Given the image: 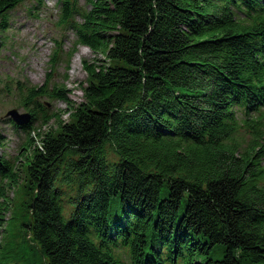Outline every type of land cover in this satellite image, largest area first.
Instances as JSON below:
<instances>
[{"label":"trees","instance_id":"obj_1","mask_svg":"<svg viewBox=\"0 0 264 264\" xmlns=\"http://www.w3.org/2000/svg\"><path fill=\"white\" fill-rule=\"evenodd\" d=\"M58 1L53 70L17 82L27 144L0 154V230L19 216L42 263L4 242L0 264H264V0ZM80 45L103 60L76 102L50 78Z\"/></svg>","mask_w":264,"mask_h":264},{"label":"rangeland","instance_id":"obj_2","mask_svg":"<svg viewBox=\"0 0 264 264\" xmlns=\"http://www.w3.org/2000/svg\"><path fill=\"white\" fill-rule=\"evenodd\" d=\"M80 1L85 5L86 0ZM59 13L58 0H42V2L26 0L11 11L10 28L0 34V130L5 136V144L0 147V154L8 159L15 161L21 159L22 150L28 141L27 133L21 129H15L7 116L12 109H18L21 113L27 112L18 105L21 93L17 82L28 80L27 82L40 86L44 84L47 74L53 70L50 66V58L53 51L57 49L56 41L62 37V31L57 24ZM68 35L70 38L65 37L66 41L62 43L66 51L72 48L74 39V35ZM78 53H81V56L76 61ZM96 59L103 60V57L88 47L80 45L69 65L62 59L54 66L55 70L50 78L51 83H64L72 92L71 98L76 102H81L83 94L79 84L85 85L87 80L82 60L93 62ZM42 101L49 104L48 106L55 111L66 108L63 101L50 102L46 98ZM41 127V123L35 124V129ZM111 154L110 157L114 158ZM6 191L14 198L15 205L21 202L23 197L20 190L7 186ZM71 194L68 193V195ZM67 200L68 198L65 199L66 207L69 209L71 206ZM11 216L10 211L6 219L9 220ZM18 222H21L19 216L5 225L6 230L4 227L1 228L0 244L3 245L4 242L19 244L22 254L26 253V256L29 254L31 256L35 253L34 262L42 263V255L38 247L29 239L23 242V231L18 228Z\"/></svg>","mask_w":264,"mask_h":264},{"label":"water","instance_id":"obj_3","mask_svg":"<svg viewBox=\"0 0 264 264\" xmlns=\"http://www.w3.org/2000/svg\"><path fill=\"white\" fill-rule=\"evenodd\" d=\"M11 119L18 125L23 126L30 122L31 115L28 112L21 113L18 109H12L7 113Z\"/></svg>","mask_w":264,"mask_h":264},{"label":"bare ground","instance_id":"obj_4","mask_svg":"<svg viewBox=\"0 0 264 264\" xmlns=\"http://www.w3.org/2000/svg\"><path fill=\"white\" fill-rule=\"evenodd\" d=\"M80 56H81V53H78V54L76 55V58H75V60H76V61H78V60H79V58H80Z\"/></svg>","mask_w":264,"mask_h":264}]
</instances>
